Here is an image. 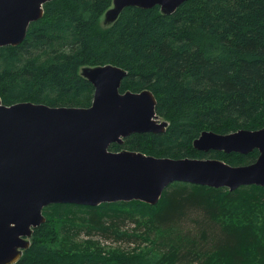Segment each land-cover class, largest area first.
<instances>
[{
	"label": "trees",
	"instance_id": "1",
	"mask_svg": "<svg viewBox=\"0 0 264 264\" xmlns=\"http://www.w3.org/2000/svg\"><path fill=\"white\" fill-rule=\"evenodd\" d=\"M113 1L47 2L22 44L0 48L3 104L90 107L94 87L82 70L113 65L128 73L120 91H151L169 125L111 151L255 162L258 150L203 152L194 142L206 131L264 128V0H188L172 14L128 7L106 27ZM43 213L16 264H264V187L256 185L231 192L176 182L156 205L52 204Z\"/></svg>",
	"mask_w": 264,
	"mask_h": 264
},
{
	"label": "water",
	"instance_id": "2",
	"mask_svg": "<svg viewBox=\"0 0 264 264\" xmlns=\"http://www.w3.org/2000/svg\"><path fill=\"white\" fill-rule=\"evenodd\" d=\"M50 0H0V48L22 44L31 23ZM188 0H114L104 22L114 23L128 7L174 13ZM127 71L113 66L82 71L94 87L90 107H51L0 98V264H16L52 204L99 206L140 201L156 205L173 183L235 191L264 187V128L222 135L203 132L198 151L248 155L256 161L233 166L219 159H173L110 150L136 133H163L169 123L156 113L149 90L120 91Z\"/></svg>",
	"mask_w": 264,
	"mask_h": 264
},
{
	"label": "rangeland",
	"instance_id": "3",
	"mask_svg": "<svg viewBox=\"0 0 264 264\" xmlns=\"http://www.w3.org/2000/svg\"><path fill=\"white\" fill-rule=\"evenodd\" d=\"M102 24H103L104 26H106V27L112 25V23H105V22H104V16H103V18H102ZM82 71H83V70H82ZM161 120H162V119H161ZM128 228L131 229V228H133V226L128 225ZM107 245H108L107 247H112V246L115 247V246H119V245H121V246L124 247V248L126 247V246H124L123 244H112V243H111V244H107Z\"/></svg>",
	"mask_w": 264,
	"mask_h": 264
},
{
	"label": "flooded vegetation",
	"instance_id": "4",
	"mask_svg": "<svg viewBox=\"0 0 264 264\" xmlns=\"http://www.w3.org/2000/svg\"><path fill=\"white\" fill-rule=\"evenodd\" d=\"M87 68V67H86ZM81 74H82V72H81Z\"/></svg>",
	"mask_w": 264,
	"mask_h": 264
},
{
	"label": "bare ground",
	"instance_id": "5",
	"mask_svg": "<svg viewBox=\"0 0 264 264\" xmlns=\"http://www.w3.org/2000/svg\"><path fill=\"white\" fill-rule=\"evenodd\" d=\"M126 71V70H125Z\"/></svg>",
	"mask_w": 264,
	"mask_h": 264
}]
</instances>
